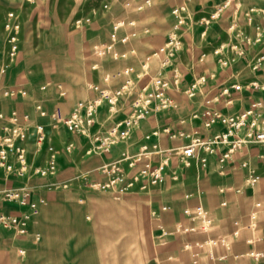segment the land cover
<instances>
[{
  "label": "built area",
  "instance_id": "1",
  "mask_svg": "<svg viewBox=\"0 0 264 264\" xmlns=\"http://www.w3.org/2000/svg\"><path fill=\"white\" fill-rule=\"evenodd\" d=\"M134 7L140 10L153 4V0H133ZM130 4L129 1L125 6ZM104 8L108 5L104 4ZM229 17L226 28L227 38L221 41L213 53L217 55V61L221 66L228 64L237 57H245L252 47L264 45V3L247 4L245 0H221L211 6L208 11L195 16L188 12L185 5L177 4L171 7V27L165 41L154 48L148 56L141 60L136 67L132 64L119 68L103 76L102 83L91 82L88 89L93 96L78 100L71 111L64 114L59 108H54L50 113L41 104L35 105L37 114L41 117L48 116L49 128L41 122H31L29 113L19 114L16 110L9 113L0 112V201L7 200L19 205V212H5L0 207V229L11 231L16 236H30L33 244H38L40 234L30 232L29 227L36 222L40 206L46 200L44 197L33 198V189L29 184L32 177L38 176L51 178L59 171L58 156L61 149L53 144V134L60 127L69 132L79 134L91 144L88 152L98 155L109 154L115 146L123 144L125 147L119 156L105 160L98 167L101 178H93L86 174H79L76 180L81 182L84 188L97 193H110L116 198L135 191H147L153 186L162 184L167 175L173 181H177L182 175V170L192 164L198 169H204L208 162V156L217 154L218 162L230 160L240 148L250 142L264 143V119L261 118L258 109L262 106L260 101H253L249 108L241 112H226L206 105L200 112L202 124L206 128L220 125L221 129L214 130L206 136L197 133L191 135L183 131L170 132L169 128L154 129L145 133L138 143L136 150L130 147L134 144L135 130L150 116L174 108V98L170 94L172 86H180L182 72L177 66L176 59L184 47V33L190 27L200 28V35L206 34L211 24L223 18ZM243 18V19H242ZM242 19V21H241ZM85 21L89 22L90 18ZM133 25L129 19H116L111 25L110 40L95 46L94 53L98 57L111 56L114 59L125 58L126 52L117 51L115 43L125 44L136 33L131 31L120 35L119 31L125 25ZM246 27H251L250 33ZM19 30L18 16L14 11L6 14L3 23L4 35L0 34V51L4 55V61L0 64V76L3 75L9 65L13 63L19 51L17 33ZM229 50L231 55L224 56V51ZM130 49L129 53H134ZM158 58L159 65L155 72L150 70L151 59ZM264 62V53L260 52L251 59V67L254 70L261 69ZM263 69V68H262ZM167 72L171 75L168 76ZM262 80H253L250 85L254 89L264 91V71ZM203 74L195 78L184 89L189 97L194 96L198 87L205 82ZM120 80L115 87L111 82ZM231 88L240 90V84L220 87L216 98L225 100L227 105L232 103ZM14 93L24 95L25 90L3 89V96H11ZM210 100H206V104ZM105 108L107 115L104 120H99L98 114L101 108ZM118 114L121 116L117 117ZM199 114L193 113L196 118ZM223 129V130H222ZM160 132L170 133L171 138H188L182 146L162 148L157 140ZM73 143L64 146L66 152H71ZM45 149L42 162H36L35 156ZM175 159L177 168L171 167V161ZM243 166H247L243 163ZM166 172V169H169ZM258 174L253 169L248 170L247 183L254 184ZM13 179H24L19 186L8 184ZM55 187V183H52ZM63 187L67 183L60 184ZM260 206V203H256ZM167 206L161 209L166 210ZM183 214L194 224L184 226L179 224L178 229L182 233L203 232L208 234L212 226V218L208 210L202 204L192 207H184ZM252 217H255L252 213ZM237 225V221H234ZM250 224L248 227H250ZM238 229L232 231L236 236ZM230 241L224 235L207 236L203 240L186 241L183 247L191 251L194 264H206L200 260L199 253L210 262L222 260L225 255H217L218 247L230 248ZM19 255L25 253L24 248H18ZM248 256L257 259L260 253L250 250Z\"/></svg>",
  "mask_w": 264,
  "mask_h": 264
},
{
  "label": "rangeland",
  "instance_id": "2",
  "mask_svg": "<svg viewBox=\"0 0 264 264\" xmlns=\"http://www.w3.org/2000/svg\"><path fill=\"white\" fill-rule=\"evenodd\" d=\"M127 1L130 4L125 6ZM153 2L137 10L133 0H0V34H5L3 23L7 12L14 11L19 21L17 37L20 44V57L13 62L17 61L13 73L11 77L0 79L1 86L14 91L24 86L27 90L24 95L14 93L2 97L1 108L14 106L20 111L36 104L47 107L59 104L67 111L77 98L86 97L85 84L91 78L90 66L98 58L94 48L106 38L112 14L137 12L133 25L124 27L133 28L131 31L136 32L137 39L133 44L137 48L138 59H144L167 34L169 7L174 3L183 4L188 12L192 7L190 0ZM104 4L108 7L104 8ZM86 18L90 21H85ZM189 40L185 52L191 53L196 48L193 47L195 43ZM3 61L1 58L0 64ZM151 64L159 65V59H152ZM172 90L182 91V88L173 85ZM185 98L191 97L185 94ZM200 112L194 113L200 117ZM58 136L62 143H73L75 151L62 169V178L67 186L57 188L52 185L55 189L47 191L46 207L40 211L42 238L34 249L36 254L30 258L29 254L17 255L9 246L0 244V248L8 251L17 264L171 262L172 254L178 248L173 244L167 245L168 239L158 238L157 230L160 227L181 234L178 226L182 222L175 215L182 207L179 191L170 193L167 189H157L148 198L119 200L95 196L79 204L75 199L78 188L76 170L82 172L92 166L90 159L96 161V158L88 152L91 144L79 134L61 131ZM161 204L170 206L171 215L175 218L152 214V206ZM87 216L90 217L87 219ZM0 264H11L9 257L1 252Z\"/></svg>",
  "mask_w": 264,
  "mask_h": 264
},
{
  "label": "crops",
  "instance_id": "3",
  "mask_svg": "<svg viewBox=\"0 0 264 264\" xmlns=\"http://www.w3.org/2000/svg\"><path fill=\"white\" fill-rule=\"evenodd\" d=\"M190 1L192 2L190 12L193 15L198 16L202 12L208 11L213 4L221 0ZM247 2L248 4H262L264 3V0H247ZM177 4L179 3H174L169 7L168 15L170 19V26L168 28V31L170 30L172 22L170 9L172 6ZM136 13L130 15L123 12L115 15L112 14L108 21L107 36L100 43L108 42L110 40L111 25L114 20L122 18L129 19L134 22ZM228 22L229 17L225 15L223 18L211 24L207 29L206 34L203 36L200 35V28L198 27H190L185 31L184 47L176 59L177 66L182 72V81L180 84L182 91L172 90V88L170 90V94L174 98L176 106L169 110L154 114L147 120L142 122L140 127L135 130V136L133 140L134 144L131 145V150L137 149L138 143L141 141L142 136L145 133L150 132L156 128L161 130L167 127L172 132L183 131L185 134H189L192 131V128L196 127L195 130L197 133L206 136L211 135L214 130L221 129L220 125H216L213 128L214 130L206 128L202 124L201 116L197 118H194L192 116L194 112L201 111L206 105H209L210 107H213L215 109H222L226 112L237 113L249 108L253 101H260L262 106L258 109V112H260L261 118L264 119V91L254 89L250 85L251 81L253 80H262L261 74L264 71V62L261 66L263 69L261 68L258 70H254L251 67V59L260 52L264 53V45L252 47L247 53V56H236L234 60L228 64V66H221L217 61V55H215L212 50L221 41L226 40V28ZM0 26H2V24ZM242 26H244L245 29L247 28L250 33L253 32V29L251 27H246L245 24H242ZM1 28L2 27H0V29ZM132 29L129 30L123 27L120 29L119 34H127L131 32ZM167 34H165L163 42L165 41ZM189 36L191 38H189ZM136 39L137 36L131 37L125 44L119 42L115 43L114 47L117 51H123L127 53L125 58L114 59L111 56H105L102 58L98 57L93 60L89 72L91 78L85 84V91L87 92V96L77 98L67 111H64L59 104L48 107L42 105V107L47 110L48 113H50L54 108H59L64 114H67L71 111L74 104L78 100L87 99L93 96V92L88 89L89 83L98 82L100 84H103L102 79L106 73H110L129 64L137 67L141 60L138 59L137 48L133 44ZM188 39H191L193 44L195 43V46L193 47H195L196 49L191 53L185 52V45L186 43H188ZM161 44H159L158 46H160ZM130 49H134V53H129ZM230 55L231 53L229 52V50L224 51V56L229 57ZM19 57L20 50L18 51L16 59L18 60ZM1 58L3 60L4 56L0 51V60ZM201 61L205 63H202ZM15 63H11L9 65L6 72L0 76V79L11 77ZM157 69L158 64L156 66H153V64H151L150 62L151 72H155ZM198 69L199 71H197ZM203 74L206 76L205 82L198 87L194 96H192L191 98H185L184 89L195 78ZM167 75L170 76L171 73L167 72ZM119 82L120 80H114L113 82H111V86L115 87L119 84ZM233 84H240L241 89H230L232 98L231 104L227 105L225 103V100L216 98V95L221 86H231ZM1 85L3 84H1L0 81V103L3 99L2 97H4L1 93L3 89H5L4 87L2 88ZM200 87L202 88L201 92H199ZM20 89L27 92L24 86L20 87ZM206 100H210L208 104H206ZM13 109L16 110L14 106H10L6 109L1 108L0 106V112L3 113H9ZM16 111L19 114L29 113L32 118L31 122L44 123L47 127V130H50L48 125L50 118L48 116H39L35 110V106H30V108L28 109ZM106 115L107 112L105 108H101L98 114L99 120H104ZM119 116H121V114H118L117 117ZM61 131L64 134L65 132H69L64 127H60L56 131H51L53 134V144L57 148H61L62 150L61 154L58 156L59 171L56 176L51 178L35 176L29 180V184L33 189V198L41 196L44 197L47 201V191L55 189L52 183L54 182L55 185H57L56 187L58 188L61 187L60 184L65 182V179L62 178V169L64 163L68 160L70 155H72L75 150L73 149L71 152H66L64 150V146L67 143L60 142V138L58 135ZM169 134L170 133L160 132V135L158 137H152L151 141L157 140L162 148L182 146L188 141V138H171ZM83 139L86 140L85 137H83ZM124 147L125 146L123 144H120L118 146H115L109 154L104 155L92 153V155L95 156L96 161H93V159L91 158L89 163L93 162L92 166H89L82 172H78V170H76V176L79 174H86L93 178H101L98 167L105 160L117 158L120 151ZM44 156L45 149H42V151L39 152L34 159L39 163L44 160ZM243 163H246L247 166H243ZM171 167L177 168L175 159L171 161L170 168ZM170 168L166 169V172H169ZM249 169H253L259 176L254 184H249L246 181ZM177 170L180 172L181 169L177 168ZM181 172L182 175L177 181L171 180L169 175H167L166 180L162 184L153 186L147 191L130 192L120 198H116L110 193H97L88 190L81 186V182L79 180H76L78 188L75 193V199L77 203L83 204L87 202V200L95 196H105L115 200H119L129 197L148 198L157 189H167V191H170V193H177L179 191V193L182 195V199L180 202L182 204V207H180L175 215L181 220V224H183L184 226H192L194 224L183 214L182 210L184 207H192L196 204H202L205 209L208 210L213 223L208 234L197 231L188 233L181 232V234H178L173 232V230L168 232L159 227L157 230V237L160 239H168L167 245L173 244L178 248L177 252L172 254L173 260L166 264H194L192 262V253H194L193 251H195V248L191 251H188L183 247V244L186 241L196 242L203 240L209 235L226 236L231 242L230 248L226 249L224 247H218L215 250L216 254L225 255V257L222 260H216L213 262L207 260L204 254L198 252L200 260L202 262L206 264H264V143L250 142L245 147L240 148L237 154L230 158V160L222 163L218 162L217 154H212L208 156V162L204 169H198L195 164H192L190 167L183 169ZM24 182V179H13L8 182V184L19 186ZM258 202L260 203V206L256 205V203ZM45 203L40 206L39 214L36 217V222L30 225V232H38L40 234V211L46 207ZM162 206H167L168 208L166 210H163L161 209ZM0 207L5 212H19L21 210L17 203L7 200L0 201ZM156 213L168 215L170 217L167 218L170 219L175 218V215H171L173 214L172 210L167 204H161L157 206L153 205L152 214ZM252 213H254L255 217H252ZM89 217L90 216H87V219ZM234 221H237V225L234 224ZM250 224L252 225L248 227ZM236 228L238 229V234L236 236H233L232 231ZM41 238L42 237L40 234V240L38 244L40 243ZM0 244L9 246L10 249L13 250L17 255H19L17 249L20 247L24 248L25 253L19 256H26L29 254L30 258L34 257V255L36 254V251L34 249L38 245L31 242V237L29 235L16 236L11 231H6L3 229H0ZM44 246L45 242L42 245L43 249ZM250 250L259 252L260 256L257 259L248 256L247 253ZM0 252L6 254L9 257L11 264H17L16 262H14L12 256L8 253V251L0 248Z\"/></svg>",
  "mask_w": 264,
  "mask_h": 264
}]
</instances>
